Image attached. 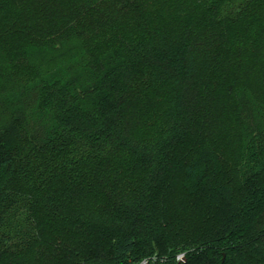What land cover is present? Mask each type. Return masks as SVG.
Returning a JSON list of instances; mask_svg holds the SVG:
<instances>
[{
  "label": "trees",
  "instance_id": "16d2710c",
  "mask_svg": "<svg viewBox=\"0 0 264 264\" xmlns=\"http://www.w3.org/2000/svg\"><path fill=\"white\" fill-rule=\"evenodd\" d=\"M264 264V0H0V264Z\"/></svg>",
  "mask_w": 264,
  "mask_h": 264
},
{
  "label": "water",
  "instance_id": "95a60500",
  "mask_svg": "<svg viewBox=\"0 0 264 264\" xmlns=\"http://www.w3.org/2000/svg\"><path fill=\"white\" fill-rule=\"evenodd\" d=\"M143 264H147V263H143ZM177 264H184V262L180 260L179 262H177Z\"/></svg>",
  "mask_w": 264,
  "mask_h": 264
},
{
  "label": "rangeland",
  "instance_id": "374dc122",
  "mask_svg": "<svg viewBox=\"0 0 264 264\" xmlns=\"http://www.w3.org/2000/svg\"><path fill=\"white\" fill-rule=\"evenodd\" d=\"M179 258H182V256H178L177 259L179 260Z\"/></svg>",
  "mask_w": 264,
  "mask_h": 264
},
{
  "label": "built area",
  "instance_id": "2783aa9c",
  "mask_svg": "<svg viewBox=\"0 0 264 264\" xmlns=\"http://www.w3.org/2000/svg\"><path fill=\"white\" fill-rule=\"evenodd\" d=\"M181 258H179V260H180Z\"/></svg>",
  "mask_w": 264,
  "mask_h": 264
}]
</instances>
